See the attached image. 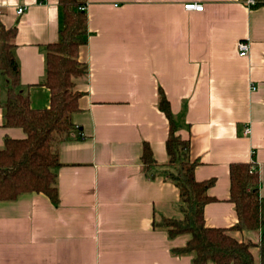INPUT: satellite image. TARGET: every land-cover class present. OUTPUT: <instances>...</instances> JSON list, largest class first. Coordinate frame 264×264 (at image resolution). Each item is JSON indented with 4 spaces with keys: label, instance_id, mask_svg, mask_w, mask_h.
Returning <instances> with one entry per match:
<instances>
[{
    "label": "crops",
    "instance_id": "obj_1",
    "mask_svg": "<svg viewBox=\"0 0 264 264\" xmlns=\"http://www.w3.org/2000/svg\"><path fill=\"white\" fill-rule=\"evenodd\" d=\"M88 41L76 80L84 94L73 122L78 131L59 147V202L29 193L0 203V264H193L177 254L190 235L170 238L164 218L182 219L180 189L168 179L170 120L190 142L198 181L215 180L204 209L208 227L258 244L262 230L239 231L231 201V165L252 164L264 199V6L243 0H82ZM203 4L198 12L186 4ZM25 8L22 15L17 10ZM0 26L16 28L20 87L31 107L48 108V46L60 40L59 0H0ZM250 42L248 56L238 43ZM7 84L0 70V149ZM251 132L245 134V129ZM149 144L155 163L144 164ZM260 264L259 247L252 249ZM209 264H215L210 262Z\"/></svg>",
    "mask_w": 264,
    "mask_h": 264
},
{
    "label": "trees",
    "instance_id": "obj_2",
    "mask_svg": "<svg viewBox=\"0 0 264 264\" xmlns=\"http://www.w3.org/2000/svg\"><path fill=\"white\" fill-rule=\"evenodd\" d=\"M63 11L60 40L50 44L47 52L46 79L42 85L51 92L48 108L31 107L28 93L20 87V66L15 55L16 28L0 26V70L7 84L4 102V125L23 129L24 139L7 137L0 149V203L16 201L29 193L44 194L54 204L59 202L57 169L62 166L60 145L78 131L73 116L80 110L83 92L76 80L87 75L88 67L79 60L80 48L88 41V16L82 0H59ZM254 7L264 6L256 0ZM160 109L170 120L167 142L168 179L180 189L182 219L164 218L156 227L166 228L170 238L190 235L186 246L177 254L194 255L193 264H256L252 249L259 247L260 264H264V199L260 196V175L252 164L231 165V201L235 204L239 231L262 230L258 244L239 242L229 231L206 225L205 206L214 201L208 193L215 180L198 181L197 160L190 158V142L177 133L168 99L160 98ZM142 160L152 165L155 160L149 144L144 145Z\"/></svg>",
    "mask_w": 264,
    "mask_h": 264
},
{
    "label": "built area",
    "instance_id": "obj_3",
    "mask_svg": "<svg viewBox=\"0 0 264 264\" xmlns=\"http://www.w3.org/2000/svg\"><path fill=\"white\" fill-rule=\"evenodd\" d=\"M47 0H39V2L44 3ZM248 6L254 7L256 5V0H243ZM204 5L203 4H186L185 5V9L187 10H195L198 12H202L204 10ZM86 7H82V10H85ZM1 12V9H0ZM25 12V8L24 7H20L17 10L18 15H22ZM238 50H239V54L242 57H246L249 54L250 51V42L248 40H242L238 43ZM251 132L250 128H246L245 129V134H249Z\"/></svg>",
    "mask_w": 264,
    "mask_h": 264
}]
</instances>
